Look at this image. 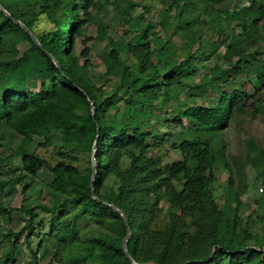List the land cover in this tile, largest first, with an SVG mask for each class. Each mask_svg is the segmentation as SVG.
<instances>
[{"label":"trees","instance_id":"1","mask_svg":"<svg viewBox=\"0 0 264 264\" xmlns=\"http://www.w3.org/2000/svg\"><path fill=\"white\" fill-rule=\"evenodd\" d=\"M104 1L115 10L126 3L117 18L120 39L97 12L101 0H0L37 40L0 11V164L19 159L24 173L0 180V190L43 169L54 176L38 188L36 204L15 209L0 202V216L17 212L25 221L3 235L0 247L11 246L0 260L13 264L24 238L35 264L48 242L60 247L57 264H133L124 252L127 225L106 202L126 215L137 263L264 264V146L250 142L241 167L228 158L224 138L237 115L250 109L264 115V0H162L160 22L151 9L135 16L140 4L133 0ZM44 16L54 27L38 34L35 24ZM205 24L212 37L202 40L198 27ZM78 36L86 44L107 42L98 66L75 56ZM176 37L187 40L184 47ZM91 51L86 47L83 56ZM213 56L217 61L200 77L198 61ZM96 67L103 73L93 74ZM36 79L40 89L32 87ZM208 94L216 101L197 102ZM171 103L175 114L153 121ZM173 127L171 149L180 156L166 163ZM247 167L262 192L259 211L244 219ZM221 169L228 174L223 206L213 191ZM31 188L23 187L25 196Z\"/></svg>","mask_w":264,"mask_h":264},{"label":"rangeland","instance_id":"2","mask_svg":"<svg viewBox=\"0 0 264 264\" xmlns=\"http://www.w3.org/2000/svg\"><path fill=\"white\" fill-rule=\"evenodd\" d=\"M136 3H139L140 6L135 10V16L140 15L143 13V11L146 9H151L152 14L155 15L154 20L156 22H160L161 19L156 14L160 9H162V0H133ZM124 6L119 7L117 10L114 9L113 5L106 4L104 0H101L100 7L97 10L99 14L102 16V20L106 24H110L113 27V37L115 39H120L123 31V26L120 21H118V15L122 12L123 7L126 6V3H123ZM229 2H225L224 4L220 5L221 8L227 9L229 6ZM14 10L16 13H20L23 8H17L15 7ZM145 10V11H146ZM199 12L202 14L201 19L207 20L206 13L204 12V9L202 6H199ZM116 14V16H114ZM54 27V24L50 22V20L44 16L41 17L40 20L37 21L35 24V31L38 34H41L45 31H48ZM174 27V26H173ZM171 28L169 33H172L174 28ZM158 31L160 28L157 29ZM198 33L202 40L210 39L212 37V28H210L209 25H204L203 27H198ZM89 35L95 37L96 36V27L91 26L89 29ZM166 33H162V37H165ZM82 37L78 36L76 41V49H75V56L78 57L81 62H85L87 59L90 60V63L94 64L95 66L99 65V60H97V56L100 53H103L106 49L107 42L103 43H96V41H90L87 44L83 42ZM175 43L178 45V47H184L186 43V39L182 37H176L174 39ZM29 45L27 43L21 45L19 47L20 52H23L26 48H28ZM86 47H92V51L90 52V55L88 58L83 56V53L86 49ZM194 51H196V47L193 48ZM225 49L223 48L220 52L224 53ZM217 61V58L215 56L211 57L210 60L206 61L204 59H200L198 61L199 69H200V77H203V75L209 73V70L211 67H213L214 63ZM222 63V59L220 60ZM93 74L103 73V69H97L92 70ZM200 79V78H199ZM32 87L34 89H40L41 88V82L39 80H35L32 83ZM250 88V87H249ZM216 101V98H213L211 95H206L203 99L199 98L197 100L198 103H205V101ZM176 103L168 104L166 107H164L163 115L156 113L153 116V121L157 119H164L169 118L172 115L175 114L176 109ZM167 113V114H166ZM178 131L176 127H173L171 129L170 135L167 137L166 140V146L167 149H171V145L175 142L174 137L175 133ZM224 138L227 144V156L232 161V163H238L241 167H243V164L245 162L246 156L248 155L250 142H255L259 146H264V115L258 112L252 111L251 109L248 111V113H243L237 115L231 122L230 127L225 131ZM38 141H43V139L37 138ZM7 145L10 144L9 141L6 142ZM8 147V146H7ZM161 153H165V149L160 150ZM170 152V156H168V153ZM40 153L42 156H46L47 158H50L43 149L40 150ZM1 155V152H0ZM180 152L178 150H168L167 156H165L164 161L166 163H171L173 161V158L179 157ZM247 175H248V182L250 184L249 190L247 193H245L242 197L243 199V206L240 215L244 219H248L249 216H252L254 212H258V205L256 203L257 197L262 192V187L259 185V182L256 178V174L254 170L251 167H247L246 169ZM18 175H24V173L21 170V162L19 159L6 161L4 163L0 164V180H9L13 177H17ZM219 175V183H216V185L213 187V191L215 194L216 200L220 203L221 206H223L226 202V181L228 178L227 172L224 170L218 171ZM54 176L52 173L47 170L43 169L39 175L36 178L27 177L21 185H17L15 187H8L3 188L0 190V202H2L6 207L8 208H19L22 206L23 203H32L36 204L37 201V194H38V188H42L43 184L46 182H51ZM239 184V183H238ZM257 184V185H255ZM31 186L33 189H27L26 190V196L23 192V187L25 186ZM257 186V187H256ZM34 187H37L34 189ZM25 197H29V200H24ZM165 211V209H164ZM24 215L13 212L11 219L8 217H2L0 216V240L2 239L3 235L7 233L10 229H14L18 231L20 227L25 223V221L22 220V217ZM50 216H41V220H44V222L48 223ZM95 227V226H94ZM97 227H95L96 231ZM38 240V239H37ZM36 242V240H35ZM11 246V242L7 241L0 247V256H2L4 253L9 251ZM60 247L57 246V244L53 242H48L47 245L42 247L41 249L37 250V258L40 262V264H57L55 261V257L60 254ZM3 260H0V264H3ZM13 264H35V259L33 258V251L29 249V247L26 246L25 239L22 238L20 241V245L18 247L17 253L15 255V262ZM73 264H94V261H78Z\"/></svg>","mask_w":264,"mask_h":264},{"label":"water","instance_id":"3","mask_svg":"<svg viewBox=\"0 0 264 264\" xmlns=\"http://www.w3.org/2000/svg\"><path fill=\"white\" fill-rule=\"evenodd\" d=\"M0 11L2 12V13H4L6 16H8L10 19H12L17 25H19L20 27H22L27 33H28V35H30V37L35 41V42H37V40H36V38H35V36L33 35V33L20 21V20H18V19H16V18H14L12 15H11V13H9L1 4H0ZM92 105H93V103H92ZM95 117V116H94ZM99 134H100V128L98 127V137H99ZM97 144V143H96ZM95 144V147H94V156H93V183H92V193H93V197L95 198V199H97L98 200V198H97V196H96V193H95V189H94V181H95V178H96V175H97V164H96V151H97V145ZM103 203H105V204H107V205H110V206H112L115 210H117L118 211V213L120 214V215H122V217H123V219H124V221H125V224L127 225V228H128V232H129V235H128V238L124 241V252H125V255H126V257H127V259L129 260V261H131L133 264H141V263H137L134 259H133V257L130 255V253H129V249H128V241H129V239H130V237H131V233H130V226H129V221H128V219H127V217H126V215L119 209V208H117L116 206H114V205H111V204H109V203H106V202H103ZM144 264H156V263H153V262H151V263H144Z\"/></svg>","mask_w":264,"mask_h":264}]
</instances>
